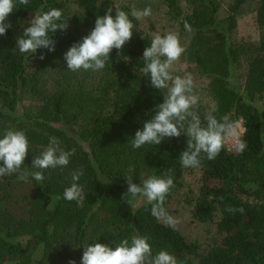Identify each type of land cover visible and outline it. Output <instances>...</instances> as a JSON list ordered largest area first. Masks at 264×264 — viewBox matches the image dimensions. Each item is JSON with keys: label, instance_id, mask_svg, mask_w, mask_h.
Instances as JSON below:
<instances>
[{"label": "trees", "instance_id": "trees-1", "mask_svg": "<svg viewBox=\"0 0 264 264\" xmlns=\"http://www.w3.org/2000/svg\"><path fill=\"white\" fill-rule=\"evenodd\" d=\"M173 32L184 39L182 58L203 80L196 90L201 100L196 111L203 120L215 105L217 118L242 120L247 148L242 154L221 150L214 160L203 159L186 169L179 155L186 137L164 138L159 145L131 147V139L162 102L161 91L150 86L140 71L142 53L152 35L132 17V8L116 0H29L7 17L11 27L0 36V136L6 129L23 130L28 154L21 170L31 167L33 156L48 146L49 137L73 150L65 167L44 170L43 184L17 173L0 177V264H44L55 249L67 243L74 228L71 260L81 264L83 245L96 242L115 247L133 233L146 235L153 254L167 250L180 264H264V0H230L226 11L213 0H163ZM131 4V3H130ZM247 6L256 15L258 37L242 41L236 36L238 12ZM59 8L67 18L66 30L52 35L54 51L37 49L21 54L16 38L40 10ZM119 7L133 21L131 40L113 49L103 70L71 71L63 59L67 49L94 27L97 15ZM185 23L189 29L185 28ZM51 35V33H50ZM163 35V34H162ZM43 54V59L40 58ZM37 63V68L32 66ZM35 69V70H32ZM44 85L45 103L37 110L23 104L27 88ZM173 170L174 187L164 207L182 185L185 172L199 173V186L191 202L193 219L213 222L220 235L215 245L198 253L196 243L177 228L151 215V205L122 200L126 177L133 183L149 175L164 177ZM83 170L78 183L84 201L62 198L72 173ZM61 196L60 200L56 197ZM244 212L230 214L227 206Z\"/></svg>", "mask_w": 264, "mask_h": 264}, {"label": "clouds", "instance_id": "clouds-1", "mask_svg": "<svg viewBox=\"0 0 264 264\" xmlns=\"http://www.w3.org/2000/svg\"><path fill=\"white\" fill-rule=\"evenodd\" d=\"M28 4L29 0H0V36L5 35L6 29L11 27V23L6 22L9 14L18 6ZM151 13L150 7L142 10L133 8L131 15L140 20L149 17ZM27 25L23 28V34L16 38V48L21 54L30 55L42 48L54 51L52 35L68 27L62 10L55 7L37 11ZM133 27L129 14L119 7H115V15L112 14V8L103 15H97L91 31L64 53L67 69L93 72L103 70L111 51L116 49L119 52L131 40ZM185 28L189 29L187 23ZM184 52L179 34L172 31L163 35L155 33L150 46L144 48V66L140 71L148 78L151 87L161 91L162 102L154 106L153 114L143 122L142 128L135 131L131 147L140 149L144 145H159L166 137L178 138L183 134L187 138L186 147L178 157L179 163L186 169H196L201 166L203 159L214 160L226 145L229 151L242 154L247 148V142L243 139L246 129L240 121L231 120L227 116L218 119L214 114L217 111L215 105L201 119L196 111L201 97L192 74L174 76L171 71ZM40 58L43 59V54ZM28 151L25 132L6 129L0 136V177L17 173L21 181L31 177L43 184L44 170L67 166L74 149L66 151L57 137L50 136L48 146L33 156L31 167L21 170ZM82 175V169L72 173V183L64 188L62 196L64 200L75 201L78 206H82L84 201L83 187L78 183ZM173 175V170L169 168L166 176L149 175L141 179L139 184L133 183L129 175L125 178L127 190L121 198L127 204L133 201L146 202L151 205L153 217L175 228L177 219L164 207L166 196L174 187ZM56 199L60 200L61 196ZM225 210L230 214L244 212L242 207L231 205ZM148 241V236L133 233L130 238L121 239L115 247L96 240L85 243L81 264H180L176 256L167 250L153 254ZM68 264H75V261L69 260Z\"/></svg>", "mask_w": 264, "mask_h": 264}, {"label": "rangeland", "instance_id": "rangeland-1", "mask_svg": "<svg viewBox=\"0 0 264 264\" xmlns=\"http://www.w3.org/2000/svg\"><path fill=\"white\" fill-rule=\"evenodd\" d=\"M120 3L128 4L132 9L142 10L146 7L152 9L149 17L141 20V27L148 31L152 36L155 33L165 34L169 31H174L175 26L168 21L167 6L163 0H116ZM220 8V11H226L230 0H213ZM131 3V4H130ZM236 36L237 39L242 41L255 40L258 37V30L256 24L255 12L247 6H244L239 12L236 20ZM180 42H184L181 39ZM189 65L180 57V60L174 63L172 74L185 75L191 73L194 79L196 88L201 85L203 80L199 75L193 71L189 72ZM38 64L35 63L32 68H37ZM35 70V69H32ZM48 97L47 88L40 85L37 89L27 88L23 94V104L31 110H37L42 106ZM199 186V173L197 171L185 172L182 185L173 197L168 201L166 210L173 217L177 219V230L186 237V239L196 243L199 247L198 253H203L211 248L220 238L217 233L213 222H203L193 219L191 211L193 204L191 199L197 193ZM144 201H133L134 205L143 203ZM74 235V228L70 227L67 230V243L60 248L55 249L54 254L44 264H68L74 254V245L72 238ZM35 263L40 260L39 255L35 256Z\"/></svg>", "mask_w": 264, "mask_h": 264}, {"label": "built area", "instance_id": "built-area-1", "mask_svg": "<svg viewBox=\"0 0 264 264\" xmlns=\"http://www.w3.org/2000/svg\"><path fill=\"white\" fill-rule=\"evenodd\" d=\"M238 121H240V122H241V124H242V126L244 127V124H243L242 120H241V119H239ZM225 149H226L228 152L235 153V152H233V151H229V150H228V145H226V146H225Z\"/></svg>", "mask_w": 264, "mask_h": 264}]
</instances>
